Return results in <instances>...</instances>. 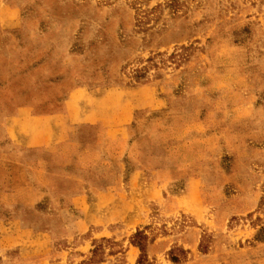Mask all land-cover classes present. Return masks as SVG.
<instances>
[{
    "label": "rangeland",
    "instance_id": "obj_1",
    "mask_svg": "<svg viewBox=\"0 0 264 264\" xmlns=\"http://www.w3.org/2000/svg\"><path fill=\"white\" fill-rule=\"evenodd\" d=\"M0 264H264V0H0Z\"/></svg>",
    "mask_w": 264,
    "mask_h": 264
},
{
    "label": "crops",
    "instance_id": "obj_2",
    "mask_svg": "<svg viewBox=\"0 0 264 264\" xmlns=\"http://www.w3.org/2000/svg\"><path fill=\"white\" fill-rule=\"evenodd\" d=\"M62 121H63V119H60V117L55 118V120L50 121V125L46 129V134H47L48 138L55 136V135L56 136L57 135H63L66 132L64 129V126H65L64 122L60 123ZM43 122H45V121H43ZM40 124L42 125L43 123L40 122Z\"/></svg>",
    "mask_w": 264,
    "mask_h": 264
},
{
    "label": "trees",
    "instance_id": "obj_3",
    "mask_svg": "<svg viewBox=\"0 0 264 264\" xmlns=\"http://www.w3.org/2000/svg\"><path fill=\"white\" fill-rule=\"evenodd\" d=\"M141 237H142V235L140 233H137V235L135 236V238H141ZM136 245H138L140 247V249H141V252L144 253V251H145L144 248L145 247H143L140 243H138V244L136 243ZM173 261L174 262H178V259L177 258H173Z\"/></svg>",
    "mask_w": 264,
    "mask_h": 264
}]
</instances>
